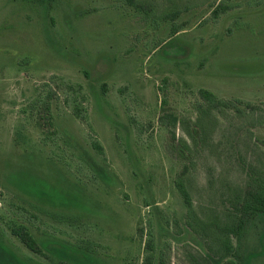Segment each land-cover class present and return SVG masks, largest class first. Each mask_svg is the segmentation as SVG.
I'll list each match as a JSON object with an SVG mask.
<instances>
[{
    "label": "rangeland",
    "instance_id": "374dc122",
    "mask_svg": "<svg viewBox=\"0 0 264 264\" xmlns=\"http://www.w3.org/2000/svg\"><path fill=\"white\" fill-rule=\"evenodd\" d=\"M44 1L0 0L2 264H229L186 219L264 180V0Z\"/></svg>",
    "mask_w": 264,
    "mask_h": 264
},
{
    "label": "trees",
    "instance_id": "16d2710c",
    "mask_svg": "<svg viewBox=\"0 0 264 264\" xmlns=\"http://www.w3.org/2000/svg\"><path fill=\"white\" fill-rule=\"evenodd\" d=\"M52 0H45L44 4L50 3ZM130 2H132L130 0ZM132 4V3H131ZM204 97L212 99L211 93L204 92ZM176 117L171 116L169 123L172 127L176 124ZM177 188L181 194V198L186 206V217H190L194 213V208L185 187L182 178L176 179ZM233 214L231 219L220 225V223H199L198 221L190 222L186 219V226L190 230L194 226H198L201 230L208 232L214 237V242L218 243V248L221 251L223 257L232 256L233 259L229 264H252V259L256 257L257 253H244L241 250V239L248 229L254 227L258 222L262 223V231L259 236L262 248L264 249V180L259 177H249V181L246 183L242 194L238 197L234 204ZM199 224H198V223ZM11 231L16 235L19 240L25 244L30 250L34 252H40V248L37 241L28 232L27 228L23 225H17L11 227ZM212 232V233H210ZM236 239V244L232 243L231 237ZM145 255L141 264H165L161 254L154 245V240L149 233L145 242ZM2 257L0 247V258ZM0 264H2L0 259Z\"/></svg>",
    "mask_w": 264,
    "mask_h": 264
}]
</instances>
